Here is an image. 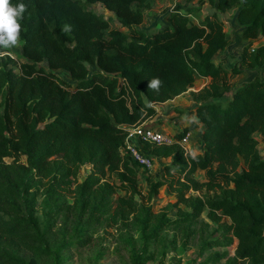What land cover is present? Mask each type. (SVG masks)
Listing matches in <instances>:
<instances>
[{
	"label": "trees",
	"instance_id": "16d2710c",
	"mask_svg": "<svg viewBox=\"0 0 264 264\" xmlns=\"http://www.w3.org/2000/svg\"><path fill=\"white\" fill-rule=\"evenodd\" d=\"M153 1L10 0L12 6L24 3L27 10L18 20L23 62L0 57V264H36V258L49 253L58 218H72L71 240L76 241L71 242L84 246L82 238L106 215L140 225L143 246L132 245L130 264H145L152 256L146 255L144 242L163 241L160 234L169 226L192 236L189 229L205 210L215 227L199 251L236 246L233 257L214 251L203 264H264V158L257 139L264 143V79L255 77L232 89L228 71L215 60L228 46L218 14L237 9L235 19L246 43L242 64L264 74V43L252 48L264 39V0H204L214 13L200 23L191 20L199 6L176 5L163 28L145 33L137 26ZM94 4L111 12L126 33L108 30V21L88 10ZM55 70L67 73L70 81ZM154 78L162 82L158 91L149 88ZM205 78L210 84L190 93L196 102L194 120L175 135V143L153 146L128 139L131 128L153 113L144 100L171 101ZM197 124L202 126L198 141L203 151L184 157L176 142ZM127 145L151 163L155 157L173 158L170 171L185 178L177 203L187 211L177 209V217L169 218L138 204L137 169L142 167ZM240 159L244 167L237 172ZM87 164L90 169L79 182ZM199 171L205 173V183L191 179ZM112 174L117 183L102 182ZM72 185L75 197L68 204L65 192ZM165 185L153 183L151 197ZM202 187L220 191L187 196L191 188ZM117 190L125 195L112 202ZM39 196L40 218L35 209ZM222 217L229 223L219 222ZM169 244L176 246L175 237ZM26 252L32 253L29 260Z\"/></svg>",
	"mask_w": 264,
	"mask_h": 264
},
{
	"label": "rangeland",
	"instance_id": "374dc122",
	"mask_svg": "<svg viewBox=\"0 0 264 264\" xmlns=\"http://www.w3.org/2000/svg\"><path fill=\"white\" fill-rule=\"evenodd\" d=\"M201 0H154L152 2V8L147 10L144 14L143 23L137 26V29L144 31L145 33H153L167 23L166 16L173 10L176 5H184L186 7H200V12L193 14L191 20L193 23H200L206 15L214 13V9L209 3L200 2ZM88 10L102 16L108 21L109 29H118L121 32L126 33L125 29L119 27L115 16L106 11L101 5L94 4L88 7ZM237 9L227 11L223 14H218V18L223 23L224 32L227 34L228 46L225 51L216 56V62H221L223 68L228 71L226 76L227 83L232 89L237 88L242 82H246L255 77L264 79V74L257 68H249L246 64H242V50L245 41L240 36V26L237 24L235 15ZM259 43H264V39L253 42L252 48H255ZM253 49H250L252 52ZM0 57L8 56L14 62L19 64L23 60L19 57L21 53V42L18 40L16 46L4 49L0 51ZM46 68V62L42 63ZM236 69L239 74H232V71ZM18 72V70H15ZM61 79L69 82L70 78L67 73L61 70L53 71ZM210 79L195 81L183 95L165 103L148 104L146 100L144 103L153 109V113L147 115L140 121V124L144 126H153L159 132L167 135L172 139V144L175 143V135L181 131L184 127L190 125L194 120V116L191 111L195 108L196 102L190 93H197L203 87L209 85ZM228 97V96H226ZM1 111V108H0ZM158 123V124H156ZM202 131V126L197 124V127L191 130L185 135L182 141L176 142L180 149L183 151L184 157L194 156L202 153V145L198 139ZM134 143H139V140L132 138ZM258 139V149L260 155L264 158V143L261 137ZM172 157L162 158L155 157L151 163L150 168L137 169L139 182H138V195L134 198L139 205L149 209L151 214L167 213V217L176 218L177 209L181 211H187V208L177 203L176 193L181 189L179 183H185L183 174L170 171L169 167H172ZM6 162H11L7 159ZM20 163H25L24 158H21ZM176 169V166H174ZM243 161L239 160V166L237 172L243 170ZM90 169V165H84L78 175V181L82 182ZM106 180L102 182H108L111 184L117 183L116 174L106 175ZM191 179L199 183H205L206 177L204 172H197L191 176ZM162 182L166 185L157 190L156 193L151 194L149 192L150 186L153 183ZM172 183V187L168 186ZM75 185L65 192L66 200L68 204H72L75 194ZM220 188L212 191H208L207 188H201L199 191H195L192 188L188 191L187 196H202L203 193L213 195L219 193ZM125 193L117 190L112 197V202L118 197L124 196ZM151 197V198H150ZM43 196H39L36 202L37 216L42 217V210L40 203ZM115 203L111 206V212L114 211ZM207 210H205L198 220V223L193 224L189 229L192 231V236L186 237V231L176 229L173 226L165 228L164 232L160 235L164 236L163 241L158 242H144L146 247V255L152 256V259L145 264H203L205 258L214 251L223 252L226 251L229 257L234 256L236 242L231 247L219 248L216 250H210L204 253L199 251L200 243L202 240L209 237L208 232L212 231L215 225L207 218ZM118 221V220H117ZM108 217L103 216L100 222L91 226L87 235L82 238L85 241V245L81 246L76 241V238H72L74 230L71 226L73 223L72 218L67 222H64L62 218H58L54 222L51 235L49 237V253L43 255L41 258H36V264H130V251L132 245L137 249L142 248L143 240L140 234V225L132 220H121L117 222ZM219 222L229 223V220L222 217ZM208 226L206 227L204 224ZM188 230V231H189ZM175 237L176 246L169 244ZM186 237L187 240L184 238ZM162 244L165 245L162 246ZM74 245V246H70ZM70 246V247H69ZM175 247V248H174ZM52 252L56 253V257H53ZM32 257L31 252L25 253V260H29ZM224 261L221 262L223 264ZM238 264H242L241 262Z\"/></svg>",
	"mask_w": 264,
	"mask_h": 264
},
{
	"label": "clouds",
	"instance_id": "9594fccd",
	"mask_svg": "<svg viewBox=\"0 0 264 264\" xmlns=\"http://www.w3.org/2000/svg\"><path fill=\"white\" fill-rule=\"evenodd\" d=\"M26 5L19 3L12 6L10 0H0V49H8L17 45L21 32V24ZM2 54V53H0ZM161 81L154 78L149 83V88L159 90Z\"/></svg>",
	"mask_w": 264,
	"mask_h": 264
},
{
	"label": "built area",
	"instance_id": "2783aa9c",
	"mask_svg": "<svg viewBox=\"0 0 264 264\" xmlns=\"http://www.w3.org/2000/svg\"><path fill=\"white\" fill-rule=\"evenodd\" d=\"M132 138H136L143 143L153 146L170 145L173 142L171 138H169L167 135H164L162 132H159L156 129L145 128V126L142 124L133 126L131 128L128 139ZM126 148L129 151L132 160L137 162L142 168L151 167V161L148 157L130 145H127Z\"/></svg>",
	"mask_w": 264,
	"mask_h": 264
},
{
	"label": "crops",
	"instance_id": "0c3cea01",
	"mask_svg": "<svg viewBox=\"0 0 264 264\" xmlns=\"http://www.w3.org/2000/svg\"><path fill=\"white\" fill-rule=\"evenodd\" d=\"M205 79H210V78H205ZM205 79H201V80H205Z\"/></svg>",
	"mask_w": 264,
	"mask_h": 264
}]
</instances>
